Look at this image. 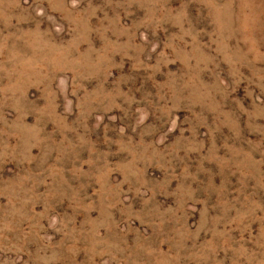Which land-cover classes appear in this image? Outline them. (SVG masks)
<instances>
[{"label": "rangeland", "instance_id": "1", "mask_svg": "<svg viewBox=\"0 0 264 264\" xmlns=\"http://www.w3.org/2000/svg\"><path fill=\"white\" fill-rule=\"evenodd\" d=\"M0 264H264V0H0Z\"/></svg>", "mask_w": 264, "mask_h": 264}]
</instances>
